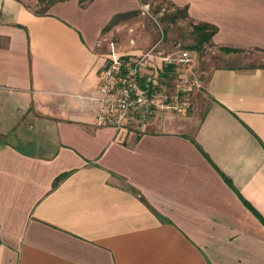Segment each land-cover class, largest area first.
I'll return each mask as SVG.
<instances>
[{"label": "crops", "instance_id": "1", "mask_svg": "<svg viewBox=\"0 0 264 264\" xmlns=\"http://www.w3.org/2000/svg\"><path fill=\"white\" fill-rule=\"evenodd\" d=\"M168 1L239 52L135 133L92 100L130 2L0 0V264H264V0Z\"/></svg>", "mask_w": 264, "mask_h": 264}, {"label": "rangeland", "instance_id": "2", "mask_svg": "<svg viewBox=\"0 0 264 264\" xmlns=\"http://www.w3.org/2000/svg\"><path fill=\"white\" fill-rule=\"evenodd\" d=\"M78 1L86 2L89 0ZM124 1L131 3L129 8L121 12L127 13L128 16L110 28H103L94 44V51L102 57L101 63L106 64L119 57L140 56L147 52L158 53L163 57L175 55L178 51L188 50L187 47L194 44L191 33L193 24L182 17V8L174 7L168 0ZM47 7L45 3L36 0L33 11L42 13L46 11ZM220 49L213 47L208 42L202 45L197 52L188 50L194 55L195 64L187 68H175L169 79H165L163 82L170 92L173 91L177 74L183 75L186 82L194 83L191 92L184 96L189 103L188 108L183 113L184 116H194L197 120L201 115L203 107L196 111L193 108L195 99V97L193 98V90L196 89V84L199 85L205 80L210 67L228 63V60L222 57L227 53ZM237 59V63L246 64L250 60V56L247 54L237 55ZM194 96L203 97L199 93Z\"/></svg>", "mask_w": 264, "mask_h": 264}, {"label": "built area", "instance_id": "3", "mask_svg": "<svg viewBox=\"0 0 264 264\" xmlns=\"http://www.w3.org/2000/svg\"><path fill=\"white\" fill-rule=\"evenodd\" d=\"M194 64L195 57L188 50L165 57L147 52L109 61L100 71L92 97L97 104L95 126L142 133L167 116L183 114L189 106L184 96L194 83L177 74L170 92L160 81L159 72L166 65L187 68Z\"/></svg>", "mask_w": 264, "mask_h": 264}, {"label": "trees", "instance_id": "4", "mask_svg": "<svg viewBox=\"0 0 264 264\" xmlns=\"http://www.w3.org/2000/svg\"><path fill=\"white\" fill-rule=\"evenodd\" d=\"M58 1H63V0H38V2L40 3H45L46 6H49L55 2ZM128 14L127 13H120V14H116L114 15L109 22L107 23V25L104 28H110L113 25H115L118 21L122 20L123 18L127 17ZM182 17L183 18H187L186 16V11L184 8H182ZM191 33L194 39V44L191 46H188L187 49L190 51H199L200 48L202 47V45L207 44L208 42H210L211 37L213 36V34L215 33V28L213 26L210 25H206V24H198V25H193L191 27ZM221 51L225 52V53H235V52H239L238 50H232V49H226V48H221ZM175 67L172 65H166L165 67H163V69L161 70V72H159V78L160 81L164 82L165 79L168 80L169 76L171 74L174 73ZM176 74V73H175ZM64 175H60L58 177H56L53 181V185H56L58 183V181L63 178Z\"/></svg>", "mask_w": 264, "mask_h": 264}]
</instances>
